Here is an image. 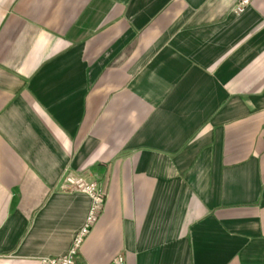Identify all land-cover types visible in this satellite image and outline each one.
Returning a JSON list of instances; mask_svg holds the SVG:
<instances>
[{"label":"crops","instance_id":"1","mask_svg":"<svg viewBox=\"0 0 264 264\" xmlns=\"http://www.w3.org/2000/svg\"><path fill=\"white\" fill-rule=\"evenodd\" d=\"M0 0V264H264V0Z\"/></svg>","mask_w":264,"mask_h":264},{"label":"built area","instance_id":"2","mask_svg":"<svg viewBox=\"0 0 264 264\" xmlns=\"http://www.w3.org/2000/svg\"><path fill=\"white\" fill-rule=\"evenodd\" d=\"M253 0H240L234 8V13L242 14L252 4ZM64 190L68 193H79L91 199V206L82 230L75 238L74 245L70 252L58 258H42L41 264H77L80 258L81 249L85 240L90 235L101 218L105 206V192L96 181L86 176L66 172L62 179ZM110 264H127L123 255H117Z\"/></svg>","mask_w":264,"mask_h":264}]
</instances>
